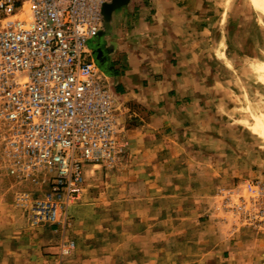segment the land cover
<instances>
[{
    "label": "crops",
    "instance_id": "1",
    "mask_svg": "<svg viewBox=\"0 0 264 264\" xmlns=\"http://www.w3.org/2000/svg\"><path fill=\"white\" fill-rule=\"evenodd\" d=\"M111 1L98 37L100 68L128 146L113 169L86 166L82 199L67 229L75 248L65 264H157L164 250L179 251L187 240L180 236L194 234L204 249L213 245L223 255L232 248L222 237L210 243L216 233L202 216L212 190L264 171L258 166L264 146L256 141L249 164L235 147L240 133L223 116V95L232 90L226 76L264 75L257 68L264 26L252 10L247 20L246 0ZM244 58L252 59V72L236 63ZM253 82L251 106L264 105V81ZM50 230L0 231V264H56Z\"/></svg>",
    "mask_w": 264,
    "mask_h": 264
},
{
    "label": "built area",
    "instance_id": "2",
    "mask_svg": "<svg viewBox=\"0 0 264 264\" xmlns=\"http://www.w3.org/2000/svg\"><path fill=\"white\" fill-rule=\"evenodd\" d=\"M111 0H0V144L18 178L48 183L42 197L20 196L31 224L61 223L84 190L86 164L114 166L123 140L115 97L102 82L90 40ZM247 198L220 189L238 220L264 225V179ZM235 192V191H234ZM74 247L62 241L61 253Z\"/></svg>",
    "mask_w": 264,
    "mask_h": 264
},
{
    "label": "rangeland",
    "instance_id": "3",
    "mask_svg": "<svg viewBox=\"0 0 264 264\" xmlns=\"http://www.w3.org/2000/svg\"><path fill=\"white\" fill-rule=\"evenodd\" d=\"M253 3V4H252ZM246 6L248 8V17L247 20L251 17V11L254 12V15L258 18L260 25L264 26V0H246ZM252 4V5H251ZM252 6L256 9L255 11L252 9ZM258 10V11H257ZM264 28V27H263ZM94 40H90L89 45H93ZM261 45H264V42ZM248 52H253L248 50ZM218 64V60H215ZM226 62V60L224 61ZM264 62V60H263ZM239 66H244L246 71L252 72L253 70V62L252 59H239L236 61ZM259 65V64H258ZM260 72H264V64L261 66H257ZM247 74V73H246ZM259 78L260 81H264V75L260 74L253 75V73L244 75L243 81H240V78L236 75H228L226 78L228 79L227 85L230 90L227 98L223 95V103L226 106L225 114L223 115L226 120H228V125H233L236 127V132L240 133V136L234 140L235 147L241 149L243 151L244 158L248 159V162L251 161V156L254 157L256 155L257 144L256 141L264 146V142L256 133L252 131H260L261 135L264 136V116L255 117L254 110L258 111L257 115L261 116V112H264V105L258 103L257 107L251 106L250 98L251 96H255L249 90V87L256 85L253 81L256 78ZM248 87V88H247ZM238 119V121H233ZM232 121L234 124H232ZM255 125H253V122ZM231 129L232 133L234 132ZM253 132V133H252ZM251 134L254 138L251 137ZM122 135L123 140L126 143V147L124 152L122 153L118 162L112 167H104L107 169H113L120 164L122 158L127 149L128 143L126 137L123 134V126H122ZM248 152V153H247ZM253 153V155H251ZM259 167L264 169L263 161H258ZM100 166L94 164H86L84 167V179H85V168L86 166ZM252 167L256 168V164L252 165ZM261 177L256 176H244L238 177L232 184L230 185H217L213 188L211 197L209 198V203L206 207L205 216L206 219L211 221L212 231L214 228V233L210 232V236L208 240L210 243L214 244L220 237L225 238V245L229 248H232L225 251L222 255L221 248L213 247V245H209V249L203 248L202 236L197 237L198 234L190 235V236H180L181 238H185L186 242H183L180 245L179 251H171L164 250L162 256L157 260V264H264V225L261 226H252L251 224H246L238 220V216L231 209H227L222 205V194L219 192L220 189L234 190L232 192L233 200L237 198V196H243L247 198L249 192L247 190V183L249 181H254L257 179H264V171ZM38 182L32 180V178H18L14 174H11L6 166V162L2 153V147L0 144V224H3L0 231H7L11 227L14 226H23L24 228L29 229H40L44 234L47 229L51 228V240L50 245H58V249L56 252L49 253L55 256L56 264H65V261L71 259V255L74 252L75 248V240L68 236L67 229L71 226L72 223V215L71 209L73 206L79 204L82 199V195L80 199L68 207V219L65 225L61 223H44L39 225H33L29 221L24 204L20 201V196L28 197V200L36 197H42L47 192L48 183L45 180L43 174L39 173L37 175ZM84 192V190H83ZM83 194V193H82ZM9 228V229H8ZM213 234V235H211ZM73 240L74 247L71 248L66 253H61V243L62 241ZM57 241L59 243L57 244ZM224 241V242H225ZM170 246V243H168ZM223 247V246H222ZM231 252V253H230Z\"/></svg>",
    "mask_w": 264,
    "mask_h": 264
},
{
    "label": "water",
    "instance_id": "4",
    "mask_svg": "<svg viewBox=\"0 0 264 264\" xmlns=\"http://www.w3.org/2000/svg\"><path fill=\"white\" fill-rule=\"evenodd\" d=\"M115 6V3L114 2H109V3H106L104 6H103V14H104V19H105V22H104V27L106 25V21L107 19L109 18L110 16V12L111 10L114 8ZM103 30V29H102ZM102 42L100 40H97L93 45H92V52H93V56L96 60V62L100 65L99 67L101 68H104L105 66V60H104V50H103V47H102Z\"/></svg>",
    "mask_w": 264,
    "mask_h": 264
},
{
    "label": "bare ground",
    "instance_id": "5",
    "mask_svg": "<svg viewBox=\"0 0 264 264\" xmlns=\"http://www.w3.org/2000/svg\"><path fill=\"white\" fill-rule=\"evenodd\" d=\"M262 64H264L263 61L259 62V65L258 66H261ZM258 68V67H257ZM259 69V68H258Z\"/></svg>",
    "mask_w": 264,
    "mask_h": 264
}]
</instances>
